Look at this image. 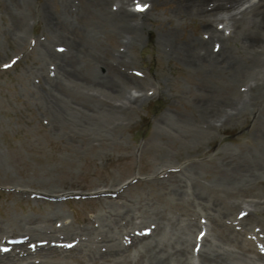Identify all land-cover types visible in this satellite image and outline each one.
<instances>
[{"label":"bare ground","instance_id":"bare-ground-1","mask_svg":"<svg viewBox=\"0 0 264 264\" xmlns=\"http://www.w3.org/2000/svg\"><path fill=\"white\" fill-rule=\"evenodd\" d=\"M101 1L84 4L98 7ZM112 1L118 7L103 13L95 30L111 27L116 33L121 46L111 54L114 61L101 57L92 30L73 28L72 20L78 19L74 2L60 0L55 12L42 8L45 36L35 44L41 62L32 72L43 78L44 112L70 143L80 139L89 149L116 143L115 132L131 124L149 89L128 72L127 48L137 40L149 8L168 3L172 25L161 29V51L199 79L195 92L185 96L187 111L155 120L143 147L154 146L159 157L143 182L152 186L151 180L161 182L171 171L179 179L161 191L159 203L144 194L124 197L128 184L115 186L111 179L108 189L94 193L100 208L95 218L84 217L80 230L57 206L66 196L59 194L64 187L86 185L15 183L17 194L55 200L36 217L25 214L0 224V264H67L70 258L84 264H264V0ZM192 19L201 29L180 40L176 28ZM82 65L92 73L83 72ZM240 123L248 134L246 144L216 150L217 171L204 182L193 165L201 144L213 143L217 132L237 130ZM171 141L180 146L167 149ZM203 218L211 238L201 232ZM13 234L20 243L9 242ZM199 241L206 248L194 261Z\"/></svg>","mask_w":264,"mask_h":264},{"label":"rangeland","instance_id":"rangeland-1","mask_svg":"<svg viewBox=\"0 0 264 264\" xmlns=\"http://www.w3.org/2000/svg\"><path fill=\"white\" fill-rule=\"evenodd\" d=\"M70 1L78 9L77 21L72 20L73 28L82 27V32L86 28L92 30L101 57L114 61L111 54L121 46L116 33L111 27H102L98 31L95 28L103 13L112 6L115 9L118 7L116 1L102 0L98 7L84 4L85 0ZM59 3L60 0H0V224L3 225L25 214L36 217L48 209L49 201L55 200L36 198L33 193L28 197L17 194L15 183L25 180L52 181L59 188L67 186L68 182L86 185L82 189L64 187L59 194L66 196L59 198L57 206L65 212V220L80 230L87 222L84 217L88 214L95 218V212L100 208L95 199L92 200L96 195L94 193L108 189L111 179H116L115 186L128 184L124 197L131 199L144 194L158 203L162 201L161 191L179 179V174L171 171L160 177L161 182L151 180L152 186L143 182L151 174L150 169L157 165L159 157L154 146L143 147L153 133L155 120L161 115L174 114L175 110L187 111L185 96L188 92H195L199 79L197 75L188 74L177 60L167 58L161 51L159 35L161 29L167 31L172 25L167 20L171 5L160 2L149 8L148 19L143 21L144 27L126 51L128 72L147 82V96L138 103L140 106L131 124L115 132L116 143L89 149L81 147L80 139L73 140V143L62 139L60 133L50 126V116L45 114L39 94L43 78L38 72H32L41 62L35 44L37 39H44L45 36L42 8L55 12L61 9ZM200 29L198 20L192 19L176 28V34L182 40L195 36ZM82 67L83 72H91L89 65ZM100 71L105 72V68ZM241 124L237 130L217 132L212 137L213 143L209 139L201 144L193 165L204 182L217 171L216 150L223 146L236 150L239 145L246 144L248 134ZM179 146V143L171 141L167 149ZM30 190L37 189L31 187ZM113 199L121 201L119 197ZM203 220L201 232L211 238L207 230L208 222ZM14 236L18 235L9 237L10 242ZM205 246L201 241L194 246V261H198L197 253L205 250ZM83 262V259L76 261L70 258L66 263Z\"/></svg>","mask_w":264,"mask_h":264},{"label":"snow or ice","instance_id":"snow-or-ice-1","mask_svg":"<svg viewBox=\"0 0 264 264\" xmlns=\"http://www.w3.org/2000/svg\"><path fill=\"white\" fill-rule=\"evenodd\" d=\"M144 7H147V6H138V10H143Z\"/></svg>","mask_w":264,"mask_h":264}]
</instances>
